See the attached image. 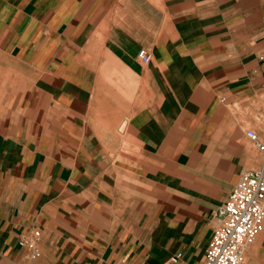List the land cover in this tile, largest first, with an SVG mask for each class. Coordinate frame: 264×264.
<instances>
[{
	"label": "crops",
	"instance_id": "0c3cea01",
	"mask_svg": "<svg viewBox=\"0 0 264 264\" xmlns=\"http://www.w3.org/2000/svg\"><path fill=\"white\" fill-rule=\"evenodd\" d=\"M259 103L264 0H0V264H204Z\"/></svg>",
	"mask_w": 264,
	"mask_h": 264
},
{
	"label": "built area",
	"instance_id": "2783aa9c",
	"mask_svg": "<svg viewBox=\"0 0 264 264\" xmlns=\"http://www.w3.org/2000/svg\"><path fill=\"white\" fill-rule=\"evenodd\" d=\"M137 59L148 65L151 55L141 49ZM246 137L264 155V140L252 131ZM217 225L213 228L205 253L204 264H243L245 249L251 246L262 231L264 222V163L259 170L242 175L217 209ZM39 229H31L18 239V246L27 251L30 259L40 255ZM177 255L173 261H177Z\"/></svg>",
	"mask_w": 264,
	"mask_h": 264
},
{
	"label": "rangeland",
	"instance_id": "374dc122",
	"mask_svg": "<svg viewBox=\"0 0 264 264\" xmlns=\"http://www.w3.org/2000/svg\"><path fill=\"white\" fill-rule=\"evenodd\" d=\"M261 103L258 104V106L256 107V109H258V113H257V117L254 119V125L253 124H245L243 126V130L245 129H251V130H255V127H259V129L262 130V128H264V113H262V111H264V105L263 106H260ZM262 113V114H261ZM246 116V114H243L242 118ZM255 126V127H254ZM257 131V130H255ZM249 146H250V149L253 150L252 148V145L250 143H248ZM263 227H264V222H263V225H262V230H263ZM261 233V232H260ZM38 258V257H37ZM36 259V258H35ZM38 264V263H36ZM49 264H53L52 262L49 263Z\"/></svg>",
	"mask_w": 264,
	"mask_h": 264
}]
</instances>
